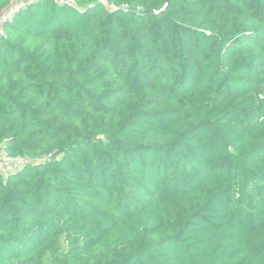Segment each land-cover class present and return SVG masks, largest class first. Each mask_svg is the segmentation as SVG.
I'll return each instance as SVG.
<instances>
[{
    "label": "trees",
    "instance_id": "1",
    "mask_svg": "<svg viewBox=\"0 0 264 264\" xmlns=\"http://www.w3.org/2000/svg\"><path fill=\"white\" fill-rule=\"evenodd\" d=\"M73 1L0 35V144L35 160L0 264H264V0Z\"/></svg>",
    "mask_w": 264,
    "mask_h": 264
},
{
    "label": "built area",
    "instance_id": "2",
    "mask_svg": "<svg viewBox=\"0 0 264 264\" xmlns=\"http://www.w3.org/2000/svg\"><path fill=\"white\" fill-rule=\"evenodd\" d=\"M33 0H13L12 3L0 13V35H5L4 24L7 21H11L17 13L21 11V9L32 2ZM56 3L60 5L68 4L72 7H76L73 0H55ZM99 2H103L109 9L114 8V4L107 2V0H99ZM35 160H31L28 157H24L22 155H18L15 157H10L5 149L3 144H0V173L8 174L10 172H14L24 167L29 163H33Z\"/></svg>",
    "mask_w": 264,
    "mask_h": 264
},
{
    "label": "rangeland",
    "instance_id": "3",
    "mask_svg": "<svg viewBox=\"0 0 264 264\" xmlns=\"http://www.w3.org/2000/svg\"><path fill=\"white\" fill-rule=\"evenodd\" d=\"M62 249L65 247V242L62 240V244H61Z\"/></svg>",
    "mask_w": 264,
    "mask_h": 264
}]
</instances>
